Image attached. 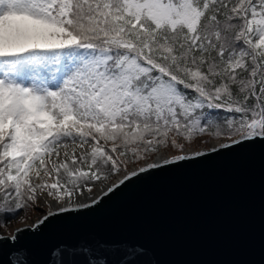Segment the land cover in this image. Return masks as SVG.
<instances>
[{
	"label": "snow or ice",
	"instance_id": "obj_1",
	"mask_svg": "<svg viewBox=\"0 0 264 264\" xmlns=\"http://www.w3.org/2000/svg\"><path fill=\"white\" fill-rule=\"evenodd\" d=\"M211 139L264 143V0H0V212L90 210Z\"/></svg>",
	"mask_w": 264,
	"mask_h": 264
},
{
	"label": "water",
	"instance_id": "obj_2",
	"mask_svg": "<svg viewBox=\"0 0 264 264\" xmlns=\"http://www.w3.org/2000/svg\"><path fill=\"white\" fill-rule=\"evenodd\" d=\"M200 151L0 235V264H264V143Z\"/></svg>",
	"mask_w": 264,
	"mask_h": 264
},
{
	"label": "rangeland",
	"instance_id": "obj_3",
	"mask_svg": "<svg viewBox=\"0 0 264 264\" xmlns=\"http://www.w3.org/2000/svg\"><path fill=\"white\" fill-rule=\"evenodd\" d=\"M210 140H197L193 144H187L189 148H193L194 150H200L201 148L206 149L209 144ZM201 147V148H200ZM185 148V147H184ZM183 148V149H184ZM180 150L176 149H169L167 153L170 155H174L179 153ZM139 165V164H138ZM47 210H49L48 205L46 203H41L38 208H34L33 211L29 215L22 214L20 211L16 213H5L0 212V219H2L3 223H0V235H8L11 234L12 231L16 228L25 225H32V223L37 220L39 217L44 215ZM7 217L8 219L5 220L4 218Z\"/></svg>",
	"mask_w": 264,
	"mask_h": 264
},
{
	"label": "bare ground",
	"instance_id": "obj_4",
	"mask_svg": "<svg viewBox=\"0 0 264 264\" xmlns=\"http://www.w3.org/2000/svg\"><path fill=\"white\" fill-rule=\"evenodd\" d=\"M220 142H223L222 140L221 141H218V140H211V141H209V144L207 145L208 147H207V149L208 148H212V147H216V146H218V144L220 143ZM186 146H188V145H186ZM186 146H184L185 148L183 149V152L181 153V152H179L178 154H186V155H188V154H191V152L192 151H195L193 148L191 149V148H189V147H186ZM201 148V147H200ZM172 155H170L169 153H167V152H158L155 156H153L150 160H148L147 162H157V163H162V159L163 158H170ZM139 166H144V164L143 163H140L139 165H134V167H139ZM129 170H133V169H129ZM97 193H94L93 195H96ZM82 202H90V201H87V200H85V201H82ZM47 205H48V208H49V210H47V211H49V212H51V211H56V210H58V207H57V204L56 203H54V202H52L50 199L48 200V203H46Z\"/></svg>",
	"mask_w": 264,
	"mask_h": 264
},
{
	"label": "trees",
	"instance_id": "obj_5",
	"mask_svg": "<svg viewBox=\"0 0 264 264\" xmlns=\"http://www.w3.org/2000/svg\"><path fill=\"white\" fill-rule=\"evenodd\" d=\"M189 143L185 142V145H187ZM2 203V202H0ZM34 208H27L25 210H18V212L20 211L22 214H24L23 216L25 215H29L32 211H33ZM0 222H3L2 219H0Z\"/></svg>",
	"mask_w": 264,
	"mask_h": 264
}]
</instances>
